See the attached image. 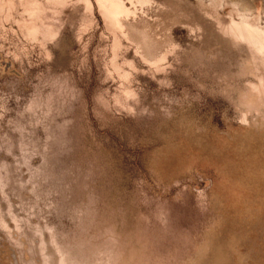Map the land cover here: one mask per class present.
I'll use <instances>...</instances> for the list:
<instances>
[{
    "label": "rangeland",
    "instance_id": "obj_1",
    "mask_svg": "<svg viewBox=\"0 0 264 264\" xmlns=\"http://www.w3.org/2000/svg\"><path fill=\"white\" fill-rule=\"evenodd\" d=\"M0 264H264V0H0Z\"/></svg>",
    "mask_w": 264,
    "mask_h": 264
}]
</instances>
